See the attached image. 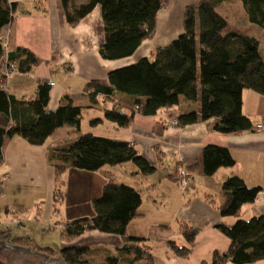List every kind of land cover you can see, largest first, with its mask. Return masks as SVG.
Returning <instances> with one entry per match:
<instances>
[{"label":"trees","instance_id":"obj_1","mask_svg":"<svg viewBox=\"0 0 264 264\" xmlns=\"http://www.w3.org/2000/svg\"><path fill=\"white\" fill-rule=\"evenodd\" d=\"M66 21L75 26L94 6L100 5L104 41L99 53L104 59H120L131 55L143 40L154 35L156 15L166 6V0H60ZM233 0H199L184 10V31L167 45L157 47L152 57L114 69L107 74L108 85L97 81L86 84L92 106L98 96L118 94L116 105L103 109V116L91 119L95 126L103 120L120 128H129L135 114L155 115L160 109L172 107L182 95L199 103L198 111L183 113L176 125L184 126L217 118L213 130L223 134H238L251 127V121L242 112V92L251 89L264 94V60L259 52L258 38L250 30L257 26L264 33V0H239L248 26L230 22L217 7ZM16 4L0 0V31L9 26L8 38L0 42V62L6 56L16 63L17 71L28 72L36 65L34 53L14 43ZM50 85L47 80L37 83L32 98H17L0 86V165L3 149L14 136H20L32 145H40L59 127L69 125L78 134L64 144L57 142L46 154V162L54 169L56 188L54 202L60 201V177L67 170L97 171L104 165L131 161L134 174L150 175L156 166L150 164L127 140L79 132L83 106L64 94L59 106L48 111ZM152 131L159 135L163 125L155 121ZM201 172L214 174L220 167H233L235 159L228 148L207 144L200 154ZM260 186L249 187L237 174L229 175L221 184L223 200L209 199L222 216H233L231 225L216 227L228 238L225 251L215 250L210 264H246L264 258V214L248 219L239 217L241 206L252 202ZM142 197L134 187L111 181L103 184L99 196L92 200L93 215L62 223L60 237L71 241L86 231L119 235L122 238L121 255H107L99 259L97 252L85 247H63L54 250L39 246L29 237L15 240L49 254H58L65 264H153V255L146 239L126 235V226L139 211ZM57 210V208L55 209ZM178 231L185 240L179 245L168 240L167 246L177 255L188 258L198 228L178 221ZM5 232H0L4 234ZM203 264V263H200Z\"/></svg>","mask_w":264,"mask_h":264},{"label":"crops","instance_id":"obj_2","mask_svg":"<svg viewBox=\"0 0 264 264\" xmlns=\"http://www.w3.org/2000/svg\"><path fill=\"white\" fill-rule=\"evenodd\" d=\"M166 1V6L157 12L154 35L143 40L131 55L111 60L104 59L99 53V47L104 41L99 4L72 26L66 21L60 0H9L16 4L14 43L34 53L37 63L28 72L16 71L9 75L4 80L5 90L17 98L29 99L33 97L39 81L52 80L54 85L50 87L46 105L48 111L55 110L62 96L68 94L83 109L96 108L94 115L97 116L94 118L102 117L104 108L115 106L125 96L118 93L108 98L98 96L99 102L92 106L88 95L90 91L85 90L86 84L97 81L108 85L107 74L110 71L135 63L141 58L152 57L157 47L167 45L184 31L185 8L199 3V0ZM232 5L238 6V11L231 10ZM219 6H222L221 9L228 8V12L221 10L220 13L230 22L239 24L238 18L242 16L243 26L249 25L239 0L223 2ZM8 31L9 26H4L0 32ZM258 48L264 60L260 44ZM3 60H7V57ZM242 100V112L251 121V127L238 134L214 131L217 118L184 126L171 125L170 121L176 120L179 115L198 111V101L188 100L182 95L179 96L178 104L160 109L155 115L135 114L129 128H120L111 121L103 120L83 129L81 119L79 132L127 140L150 164L156 166V171L147 176L134 174L136 167L126 165L127 170L117 173L118 166L129 164V161L108 165L109 167L104 165L97 171L72 169L61 175L62 189L68 191L66 179L76 177L79 180L77 189L86 190L85 200L92 205V200L100 195L103 184L108 181L134 187L142 197L139 207L142 216L127 224L126 235L146 239L153 255L152 263L210 264L213 252L225 251L229 245L228 238L216 226L221 223L231 225L236 220L233 216H222L208 200L213 199L216 204L223 200L221 184L229 175H239L249 187H261L252 202L241 206L239 217L248 219L264 214V126L262 129L254 128L257 122L264 125V94L244 89ZM155 121L163 125V131L159 135L152 131ZM58 130H64V133L75 131L69 125H64L40 145H32L24 138L14 136L3 149V162L0 165V232L5 233L0 234V239L22 244L15 239L23 236L12 235L8 225L22 224L20 218L14 217L25 207L30 208L39 203L40 189L44 190L48 200L44 217L47 220L52 218L56 183L54 169L46 162V154L57 142L65 141V138L61 139L62 134ZM77 134L78 132L74 136ZM207 144L228 148L235 159V165L220 167L210 176L203 175L199 160L201 151ZM179 167H184L191 176L188 186L183 190L175 180V172ZM123 179L129 180L118 182ZM84 183L82 187L81 184ZM92 215L93 210L88 207L86 212L78 210L71 219ZM65 221L67 220L58 222L60 229ZM178 221L199 229L188 258L177 256L166 243L173 240L179 245L185 244L178 231ZM122 243L119 235L90 230L74 240L61 241V248L85 247L97 252V257L101 259L107 255L120 256Z\"/></svg>","mask_w":264,"mask_h":264},{"label":"rangeland","instance_id":"obj_3","mask_svg":"<svg viewBox=\"0 0 264 264\" xmlns=\"http://www.w3.org/2000/svg\"><path fill=\"white\" fill-rule=\"evenodd\" d=\"M221 7L220 6L217 7L218 12H221V10L228 12V8L221 9ZM238 9L239 7L236 5L231 6V10L238 11ZM238 19H239L238 20L239 24L243 25L244 23L242 22L243 17L240 16ZM250 33L252 34V36L258 38L261 52L262 54H264V33H262L257 26H253L250 30ZM95 109L96 108L83 109L82 118H81L83 129L91 126L89 122L90 119L97 116L94 115L96 114ZM58 131L62 134L61 139L65 138L64 144L68 143L70 139L77 133L75 131L69 133L66 132L64 133V130H58ZM126 165H132V167L134 168L136 167L133 162L129 161V164H122L121 166H118L119 168L117 173L121 174L122 172L127 170ZM106 166L109 167L108 165ZM126 180L129 179H123V181H118V182H126ZM78 182L79 180L73 176L66 179V184L68 185V191L62 189L63 187L60 185L62 198L60 199V201L55 202V209L57 208V210H54V207L52 208V218L50 220L49 219L47 220V218L45 219L44 217L46 210L48 208L47 195L44 192V190L40 189L39 203L34 204L30 208L25 207L28 209L25 208L22 209V211L18 213L17 217H14V218H20L22 224L8 225L9 232H11V234L14 236L20 235L26 237L28 235H31L33 236L31 237L32 239L36 240L37 243H40L43 246L54 248V250L56 251L61 249V241H63V239L60 237V227H58L59 225L58 222L60 220H70L72 216H76L78 210L80 209L86 212V209L89 207V209L92 208L93 210L92 205H90V203L85 200L87 198L86 190H84L83 188L81 190L77 189L79 188V185L77 184ZM84 185L85 183L81 184L82 187H84ZM0 203H2V201H0ZM74 204H76V206H74ZM1 228L6 229L7 227L6 228L1 227ZM0 264H65V263L58 254H49L43 250L36 249L32 246H28L24 244H16V242H14L13 240L7 241L0 239ZM227 264H234V263L229 261L227 262ZM246 264H264V258Z\"/></svg>","mask_w":264,"mask_h":264},{"label":"built area","instance_id":"obj_4","mask_svg":"<svg viewBox=\"0 0 264 264\" xmlns=\"http://www.w3.org/2000/svg\"><path fill=\"white\" fill-rule=\"evenodd\" d=\"M8 38V33L7 32H0V42L4 44L5 48V43ZM17 71V66L16 63L13 61H8V60H2L0 62V86L2 88H5L4 85V80L11 75L12 73ZM47 84L50 86L54 85V82L52 80H47ZM171 125H176V120H171L170 121ZM263 123L262 122H257L254 126L255 129H262L263 128ZM191 176L188 173V171L184 167H179L177 168L175 172V180L179 187L183 190L185 189L189 182H190Z\"/></svg>","mask_w":264,"mask_h":264}]
</instances>
